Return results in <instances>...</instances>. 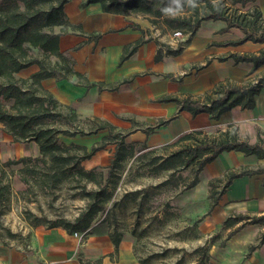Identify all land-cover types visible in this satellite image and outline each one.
Returning a JSON list of instances; mask_svg holds the SVG:
<instances>
[{
  "label": "crops",
  "instance_id": "obj_1",
  "mask_svg": "<svg viewBox=\"0 0 264 264\" xmlns=\"http://www.w3.org/2000/svg\"><path fill=\"white\" fill-rule=\"evenodd\" d=\"M71 2L74 8L69 10ZM245 6L256 8L264 22V0L246 2ZM64 12L72 25L80 26L75 29L82 36L80 42L86 40V35L100 34L97 41L69 51L74 71L92 85L85 87L76 78L57 81L59 87L73 88L71 99L77 114L99 119L100 114L111 112L149 111L156 121L151 126L146 124L143 130L146 143L152 147L166 145L190 131L235 124L254 134L250 144L259 138L264 149V84L254 97L252 108L234 107L218 120L209 119L206 113L192 116L180 111L173 101H159L162 97L202 99L206 92L225 82L242 85L246 81H264V75L258 74L264 64L254 69L252 63L235 62L230 57L258 55L264 50V43L243 41L245 34L240 29H226L223 21L209 20L193 35L181 34L178 46L171 37L165 41V36L173 33L153 28L155 33L151 30L148 37L146 28L129 15L102 12L98 4L80 5L79 0H69ZM140 39L142 43L135 51L124 54L126 46ZM27 69L28 75L37 71L35 66ZM203 168V174L219 177L234 169H263L264 160L240 152H223ZM208 219L212 225L227 220L226 231L236 240L240 234L248 233L252 242L248 263L264 264V173L232 179L220 193ZM27 239L26 249L17 246L9 250L0 256V264H141L125 242L120 241L115 249L104 234H82L80 238L60 227H30Z\"/></svg>",
  "mask_w": 264,
  "mask_h": 264
},
{
  "label": "rangeland",
  "instance_id": "obj_2",
  "mask_svg": "<svg viewBox=\"0 0 264 264\" xmlns=\"http://www.w3.org/2000/svg\"><path fill=\"white\" fill-rule=\"evenodd\" d=\"M79 1L80 5L87 2ZM73 8L71 2L69 10ZM230 8L234 12L244 13L254 9L239 3L231 4ZM129 16L146 28L148 37L151 30L155 33L153 28L162 32L159 23L152 25L146 17L134 14ZM54 32H59V28ZM80 37L75 29L66 28L61 38V51L69 54L79 44ZM169 37L173 41L177 40L178 46L183 38L181 35H166V42ZM29 71L23 69L17 77L27 79L31 75H28ZM258 74L263 77L264 67ZM41 84L62 105L59 109L61 114H68L71 109L75 111L74 99H71L73 88L59 87L53 79ZM151 114L144 110L132 113L111 112L105 116L100 114L97 116L99 120L93 115L78 114L71 125H62L64 121L61 119L53 123L56 128H67L74 132L73 136L58 135L59 143L69 148L68 154L78 158L95 150L81 161L80 165L85 170L94 169L104 175L109 172L111 176L108 192H111L112 197L106 205L108 213H99L95 220L107 215L110 234L119 237L121 242L131 248L135 259L146 264H249L248 256L252 246L250 235L240 234L241 237L236 240L232 238L231 232L226 231L227 220L212 225L208 219L212 202L224 190L228 176L224 173L219 177H211L202 173L204 168L198 171L195 164L174 171L160 170L159 160L169 159L176 153L185 158L186 148L192 141L180 140L178 137L166 145H148L143 128L156 121ZM100 120H108L115 127L111 136L106 130H97ZM232 126L229 129L225 126L207 128L196 137L198 140H210L217 138L223 129L234 132L237 128L241 140L248 143L251 141L254 134L250 130H241L235 124ZM119 142H123L127 150L132 148L135 156L140 154L139 157L124 159L114 165L116 144ZM78 148H85V151ZM20 158H39L37 144L33 141H14L0 123V178L2 185L8 187L3 191L0 201V256L17 246L26 249L32 227L26 219L29 214L40 218L41 224L36 227L42 228H49L51 222L62 219L73 221L89 205L83 185L86 190L95 188L90 183L74 178L63 180L55 186L49 183L41 185L38 179L34 180L22 169V163L7 164L8 161ZM152 160L157 163L152 164ZM27 164H35L37 170L43 169L40 163ZM240 170L234 169V172ZM10 233L14 235L11 237Z\"/></svg>",
  "mask_w": 264,
  "mask_h": 264
},
{
  "label": "trees",
  "instance_id": "obj_3",
  "mask_svg": "<svg viewBox=\"0 0 264 264\" xmlns=\"http://www.w3.org/2000/svg\"><path fill=\"white\" fill-rule=\"evenodd\" d=\"M254 0H193L194 7L181 0L182 10L175 16L165 15L161 9L168 6L171 0H87L84 5L98 4L102 12L128 16L131 14L143 16L149 19L152 25L160 24V30L167 33H180L193 35L200 25L205 21H223L226 29L237 28L244 32L243 41L264 43V22L260 12L254 8L252 12H234L231 4L241 5ZM68 0H0V123L7 134L14 141H33L37 144L39 158H20L8 161L7 164L22 163L25 171L41 185L59 184L63 180L74 178L94 185L95 188L86 190L83 185L84 196L88 199V208L81 212L73 221L65 219L54 221L49 228L60 227L69 233L84 235L106 234L115 249H117L120 238L109 232V224L106 216L96 219L100 214H106L107 203L112 194L108 192V184L111 182L109 172L104 175L95 172L94 169L85 170L81 161L87 159L90 154H84L76 158L68 154L69 148L59 143V134L73 136L74 132L59 129L53 123L61 119L62 125H71L78 118L74 110L68 114H61L59 109L62 105L54 99L51 93L42 87V82L53 79L55 81L76 78L82 85L89 87L90 84L84 76L73 69V59L60 49V41L66 28L80 29L72 25L65 12L64 6ZM229 3V4H228ZM175 7L174 5H172ZM139 28L138 26H133ZM59 28V32H54ZM100 34H89L84 36L85 41L74 46L77 50L88 41H97ZM142 43V39L124 48V54L131 53ZM235 62H249L253 68L264 64V50L258 55H231ZM126 56L122 57L124 60ZM36 66L37 71L29 78H18L17 74L28 67ZM264 81L253 84L246 81L242 85H233L229 82L220 83L212 90L206 92L202 99L185 96L182 98L162 97L159 101H173L180 111H187L192 116L206 113L211 120H218L220 115L234 107L250 109L254 105V97L258 94ZM101 83L97 84L101 90ZM97 119V118H95ZM99 120V119H97ZM101 124L97 130H106L111 136L115 127L107 121L100 120ZM233 124L225 125L229 129ZM223 129L217 138L210 140H198L196 135L204 133V129L187 132L180 136V140L192 141L186 148L187 155L176 153L169 159L159 160L158 168L162 171L176 170L189 167L193 164L197 170L203 167L223 152H240L244 156L253 155L257 159L264 160V149L260 141L250 144L241 140L234 132ZM77 133V132H76ZM81 135V133H78ZM116 138V137H115ZM84 150L85 148H78ZM143 149H146L143 148ZM140 155V154H139ZM131 149L127 150L123 142L116 144L114 165L124 159L135 156ZM27 162L40 163L42 170H37L35 164L28 165ZM157 163L152 160V164ZM264 173L263 169L255 171L245 170L239 173L228 172L227 185L239 176L253 173ZM26 184V181L23 180ZM37 182V183H39ZM115 185V182H113ZM0 178V201L4 190ZM212 202V207L216 204ZM32 227L41 224L40 218L29 214L26 218ZM227 224V222H226ZM11 237L14 234H9ZM146 264L143 261H138Z\"/></svg>",
  "mask_w": 264,
  "mask_h": 264
},
{
  "label": "clouds",
  "instance_id": "obj_4",
  "mask_svg": "<svg viewBox=\"0 0 264 264\" xmlns=\"http://www.w3.org/2000/svg\"><path fill=\"white\" fill-rule=\"evenodd\" d=\"M187 3L189 5H192L193 7L195 6L193 4V0H187ZM172 5H174L175 7H173ZM181 10H182L181 0H171V3L168 6L161 9V11L165 15H172V16L177 15Z\"/></svg>",
  "mask_w": 264,
  "mask_h": 264
},
{
  "label": "built area",
  "instance_id": "obj_5",
  "mask_svg": "<svg viewBox=\"0 0 264 264\" xmlns=\"http://www.w3.org/2000/svg\"><path fill=\"white\" fill-rule=\"evenodd\" d=\"M174 35H175V36H179V35H181V34H180V33H178V32H176V33H174ZM74 236H79V237H81V236H82V234L78 235L77 233H74Z\"/></svg>",
  "mask_w": 264,
  "mask_h": 264
}]
</instances>
